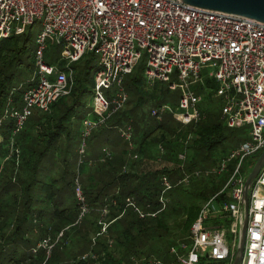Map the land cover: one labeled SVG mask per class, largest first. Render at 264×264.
<instances>
[{
    "label": "trees",
    "instance_id": "obj_1",
    "mask_svg": "<svg viewBox=\"0 0 264 264\" xmlns=\"http://www.w3.org/2000/svg\"><path fill=\"white\" fill-rule=\"evenodd\" d=\"M35 51L31 33L25 31L1 40L0 119L7 107L21 106L22 95L36 83ZM133 74L134 71L128 76L132 77ZM88 75L89 72L82 81L77 79L80 87L73 85L67 95L72 97L70 100L64 101L63 97L53 106L50 114H42L34 123L36 135L31 133L34 124L28 123L16 136H13L12 119L0 126V252H14L23 243L29 244L35 251L40 241L49 239L54 246L49 257L47 250L43 249L40 264H96L98 261V264H151L152 257L158 263L163 260L164 263L160 264H166L168 259L176 258L171 253L175 245L180 248L178 252H187L192 243L190 229L202 207L219 194L228 181L224 176L220 180L217 177L225 171L212 173L228 157L224 156L215 163L212 161L213 150L229 139L225 134L228 127L222 115L216 117L203 106L205 99L199 106L201 121L187 126H183L173 115L164 119V113L161 121L152 115L154 108L168 104L165 101H158L149 118L141 115L140 106L146 99L138 92L137 86L142 85L147 93L153 95L157 85L149 86L140 75L126 84L137 100L128 99L121 110L112 114L100 129L92 132L93 135L86 140L88 153L85 141L83 155L80 154L81 134L79 153L73 154V126L77 116L84 113V110L80 111L82 104L79 99L87 90L85 83ZM207 87L212 98V91L218 85L211 81ZM82 119L85 121L87 118L83 115ZM98 119L94 113L92 120ZM128 127L132 129L133 149L118 132ZM189 136L191 139L185 146L183 142ZM229 140H235L233 149H236L247 139ZM106 146L111 149V157H106ZM180 152H186L188 156L182 163V167L185 163L184 169L179 161ZM134 153L138 156L136 160ZM86 154L88 158L84 161ZM258 157L250 162L251 168L246 178ZM147 161L152 164L150 168L145 166ZM72 163H76V166L72 167ZM153 163L160 164L159 169L154 168ZM92 164L95 167L92 168ZM170 164L176 168L171 169ZM186 175L190 176L187 182L190 189L185 193L201 198L202 205H192L186 213L184 225L187 234L182 241L169 243L165 238L166 233L181 221L173 225L170 223L165 214L168 203L161 211L162 177L167 176L172 183H177ZM200 177L202 180H199ZM77 190L81 191V197ZM170 191L166 193L167 197ZM230 199L229 191L217 196L220 203ZM131 203L145 214L157 215L141 218ZM84 207L89 211L81 217ZM105 210L108 214L104 215ZM46 218L53 220L50 229L37 225ZM104 223L108 224L107 234L98 236ZM34 235L35 238H31ZM34 253L38 254V250ZM80 254L89 258L82 260ZM200 264L223 263L204 257Z\"/></svg>",
    "mask_w": 264,
    "mask_h": 264
},
{
    "label": "built area",
    "instance_id": "obj_2",
    "mask_svg": "<svg viewBox=\"0 0 264 264\" xmlns=\"http://www.w3.org/2000/svg\"><path fill=\"white\" fill-rule=\"evenodd\" d=\"M37 20H43V30L35 39L36 83L22 95L21 106L7 107L0 119V126L8 119L14 121L13 136L24 129L33 109L50 114L53 106L70 94L74 85L71 65L87 53L99 58L93 108L99 119L83 122L81 155L92 132L128 101L123 80L133 73L143 53L148 57L144 79L149 86L156 81H170L173 74L179 79V83L169 86L181 91L178 107L174 110L165 104L154 108L152 115L159 121L164 113L171 112L181 124L200 122L203 97L191 87L203 82V71L211 70L219 85L218 92L211 90L213 96L223 98L222 119L230 129L240 124L249 126L248 139L212 171L221 174L227 170V160H237L219 192L229 191L230 201L218 202L219 194L212 197L190 229L192 243L187 252L180 254L173 247L171 253L177 256L179 264H200L204 257L216 263L233 264L243 218L246 175L250 162L264 150V22L195 7L181 0H0V40L24 33ZM50 36L64 47L63 59L68 61L64 69L44 60ZM114 84L119 86V94L108 100L103 90ZM122 136L133 149L132 129L123 130ZM190 139L191 136L183 142L185 146ZM104 152L106 157L112 156L107 149ZM133 158L136 160L138 156L134 153ZM179 159L185 162L186 152ZM189 177L186 175L175 185L167 176L162 177L161 211L167 207L166 193L189 182ZM130 205L141 218L157 215L145 214ZM88 211L84 207L81 217ZM220 217L226 218V225H206ZM107 227L108 224H102L98 236L105 234ZM53 246L48 239L36 249L47 250L49 257ZM80 259L86 261L88 255ZM242 264H264V166L250 191Z\"/></svg>",
    "mask_w": 264,
    "mask_h": 264
},
{
    "label": "rangeland",
    "instance_id": "obj_3",
    "mask_svg": "<svg viewBox=\"0 0 264 264\" xmlns=\"http://www.w3.org/2000/svg\"><path fill=\"white\" fill-rule=\"evenodd\" d=\"M42 30H43V20H37L33 26H30V27L25 29L26 33H31L33 46L36 45L35 39L37 38V36L40 34V32ZM0 42H1V40H0ZM46 46H47V50L45 51V57H44L45 62L49 65H55L59 69H64L65 66L68 64V61H65L63 59L64 47L62 45L58 44L55 37H51V36L47 38ZM92 58H95V60L94 61L91 60ZM32 60H34V58ZM89 60H90V62H88ZM147 61H148V57L145 53H143L141 58L137 62V66L134 70L133 76L130 77L127 75L128 77L126 76L123 80L122 87L125 89L130 101L137 100V98L133 96L132 90L128 91V86L126 84L128 81H131L135 76L139 77L141 75L142 78L145 77L144 73H145V68L147 66ZM88 63H90V65L87 67ZM71 67H72V70L74 73V76H73L74 82L73 83H74V86L76 84L77 87H80V82L78 84L77 79H79L80 81L84 80L86 78L85 77L86 73L89 72V75L87 76V82L85 83L87 90L84 94H82L80 96V99H79L80 103L82 104L80 111L82 109V112L84 110V113H81V115L79 114L77 116L78 118H76V120H75L76 126L75 125L73 126V139H72V150H71V152L74 154L75 152L79 153L78 152L80 149L79 146L81 145V133L83 130V121H84L82 119L83 115H85V118H87L89 120H92V118L94 116V113H93V108H94V92H93V89H94V85H95V75L99 69V58L92 55L91 53H87L80 61L73 63L71 65ZM89 68H91V69H89ZM201 78H202L203 82L199 81L197 84L193 85L191 88L193 90H197V93L199 95H201L203 97V99H205L206 102L203 103V106L206 109H210V111L212 113H214L216 115V117H220L222 115L221 110H222V106H223V98H222V96L216 97L213 95H212L213 97L210 98L209 92L207 90V88H208L207 86H209V82L214 81L213 77H212L211 70L207 69V70L203 71L201 74ZM172 83H179V79H178L176 74H173L170 76V81H167V82L156 81L155 84L157 86H156L155 93L153 95H150L149 93H147L145 91L146 89L142 85L137 86L138 92L142 93V96L146 99V102H144L140 106L141 115L149 118L150 113L152 111V108L155 107V105L158 103V101H163V102L165 101V103L170 104L174 110L177 109L180 98H181V91L179 89H177L175 91L171 90L169 88V86ZM218 88H219V85H218ZM218 88L216 90H214L215 93L219 91ZM119 90H120L119 86L117 84H114L111 89H109V90L105 89V90H103V92H104V95L106 96V98L108 100H111V99L116 98L118 96ZM71 98L72 97L65 96L64 101H68ZM4 112H5V110H4ZM172 115L173 114L171 112H168L163 116V118L168 119ZM41 116H42V113L38 109H33L32 110V116L29 118L26 125L28 123L29 124L36 123L37 120ZM26 125H25V127H26ZM35 125L36 124L31 126V133L33 136L37 134V132H36L37 129H36ZM182 125L187 126L184 124H182ZM101 126H99V127H101ZM25 127H24V129H25ZM99 127H97V128L100 129ZM249 129H250L249 126L244 125V124H240L236 128H233V129L228 128L225 131V134L231 140L236 138V140L240 141L241 138L242 139H248ZM96 130H94L93 133ZM123 130H125V129L121 128L120 130H118V132H120L122 135ZM21 131H23V130H21ZM93 133H92V135H93ZM229 139H227L224 142V144L216 147L213 150L212 161L214 163L216 161H221L223 158H225L227 155L229 156L235 150V149H233L234 145L236 144V142L234 143L235 140H233V142H231ZM62 144L66 145L65 142H63ZM86 146H87V153H88V150H89L88 142H87ZM104 149H107L108 151L111 152V149L108 146H106V148H104ZM188 152L189 151H187V153ZM181 153H183V152H180L179 155ZM187 153H186V158L188 157ZM87 158L88 157L86 154L84 159L83 158L82 159L85 161V159L87 160ZM179 161H180V159H179ZM77 163H79V160L77 161ZM182 163L183 162L180 161L181 167H182ZM226 164H227V170L225 171V173L222 176H217L219 180L222 179L223 176L226 179H229V177L231 176L233 170L235 169V167L237 165V160H232V161L227 160ZM153 165H154V168L159 169L160 164L158 165L156 163H153ZM70 166H71V164H70ZM75 166H76V163H72V167H75ZM145 166H147V168H150L152 166V164L149 161H147ZM91 167L93 168V167H95V165L92 164ZM170 167H171V169H174V167L176 168V166H174V165L172 166V164H170ZM184 167H185V163L183 164L182 168L184 169ZM141 168H143V167L141 166ZM178 168H179V166H178ZM214 168L215 167H213L212 169H214ZM76 172H78V167L76 168ZM206 172H208V171H206ZM243 172H244V170H243ZM201 175H203V174H201ZM244 175H246L245 172H244ZM81 180L82 179L80 178V182H81ZM199 180H202L201 177ZM193 182L191 184H193ZM172 184L175 185V184H178V182L172 183ZM180 185L181 186L177 185L179 187L176 186L177 188H175L173 191H170L171 193L170 192L168 193V197L166 196L167 202L169 205L167 204L168 210L165 213L166 216L169 217L170 223L172 225L174 223H177L178 220L181 221L180 224L173 225L165 235L166 241H169V243H173V241H176L177 244L180 241H182V239L187 234V232L185 230L184 223H185V219L187 217L186 213L189 212L190 206H192V205L201 206L202 205L201 198L195 197V196L191 195L189 192H188V194L185 193V191L190 189L189 184L184 182ZM77 193L79 196V194H81V191L77 190ZM81 196H82V194H81ZM179 200H181V201H179ZM178 202H179V205H178ZM42 222H44V223H42ZM42 222H39L37 225H41V227H44L46 229L52 228V224H53L52 219L46 218L44 221L42 220ZM226 224H227V220L225 217H220L218 219L210 220V221L206 222L207 226H221V225H226ZM69 228L70 227H68L67 229H69ZM36 230H39V229L36 228ZM103 234L104 233H102V235ZM106 234L107 233H105V235ZM31 238H35V235L31 236ZM40 243H41V241H40ZM174 247L176 249H178V251L180 250L178 245H175ZM36 248H37V246L34 249H36ZM37 250H38V254L34 253ZM37 250L33 251L31 249V246H29V244L23 243L17 249H15L14 252H0V264H40L41 258L43 256L44 252H43V249H37ZM152 253L156 254V253H162V252H152ZM164 253L166 254V252H164ZM178 253L182 254L181 252H178ZM183 253H186V252H183ZM68 255H69V253H67L65 257L67 258ZM82 255H84V254H80L79 257L81 258ZM173 256L176 258L168 259V263H166V264H179L175 260V259H177V256L176 255H173ZM98 262H96V264H98ZM154 262L158 263V261L155 259V257L154 258L152 257L151 258V264L152 263L154 264ZM57 263H59L58 260H57ZM160 263H164L163 260H160Z\"/></svg>",
    "mask_w": 264,
    "mask_h": 264
},
{
    "label": "water",
    "instance_id": "obj_4",
    "mask_svg": "<svg viewBox=\"0 0 264 264\" xmlns=\"http://www.w3.org/2000/svg\"><path fill=\"white\" fill-rule=\"evenodd\" d=\"M182 2L204 9L221 11L264 22V0H181ZM264 166V150L258 157L252 171L246 178L243 191L242 210L243 218L240 224V233L237 253L233 264H242L245 252L247 227L249 220L250 191L253 183Z\"/></svg>",
    "mask_w": 264,
    "mask_h": 264
},
{
    "label": "crops",
    "instance_id": "obj_5",
    "mask_svg": "<svg viewBox=\"0 0 264 264\" xmlns=\"http://www.w3.org/2000/svg\"><path fill=\"white\" fill-rule=\"evenodd\" d=\"M104 235V234H103Z\"/></svg>",
    "mask_w": 264,
    "mask_h": 264
}]
</instances>
